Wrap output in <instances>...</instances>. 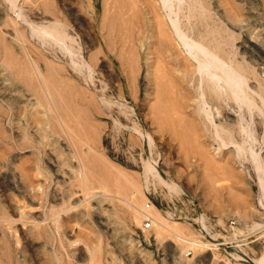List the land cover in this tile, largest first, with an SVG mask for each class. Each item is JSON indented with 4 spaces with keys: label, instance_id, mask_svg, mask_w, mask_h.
I'll use <instances>...</instances> for the list:
<instances>
[{
    "label": "rangeland",
    "instance_id": "rangeland-1",
    "mask_svg": "<svg viewBox=\"0 0 264 264\" xmlns=\"http://www.w3.org/2000/svg\"><path fill=\"white\" fill-rule=\"evenodd\" d=\"M148 1L153 10L144 18L134 0H0V94L8 98L0 96V108L6 107L0 116V264H259L264 258L258 182V171L264 179V0H200L206 17L232 35L224 60L242 74L241 88L253 101L248 111L225 94L210 100L228 145L222 147L204 119L196 117L190 130L174 107L156 111L154 75L162 60L155 22L166 12L161 0ZM5 47L12 56L22 51L15 65L29 82L41 90L38 70L43 84L58 91L59 119L50 135L38 131L32 91L17 100L20 88L14 90L1 59ZM173 47V53L182 49L177 42ZM189 96L193 117L198 90ZM240 143L246 150L237 153ZM99 151L140 190L109 171L99 173L91 163ZM83 161L91 165L84 190ZM145 163L153 174H145ZM161 180L178 186L172 190ZM139 207L138 222L132 208ZM157 213L190 242L153 224ZM193 239L209 245H193Z\"/></svg>",
    "mask_w": 264,
    "mask_h": 264
},
{
    "label": "bare ground",
    "instance_id": "bare-ground-1",
    "mask_svg": "<svg viewBox=\"0 0 264 264\" xmlns=\"http://www.w3.org/2000/svg\"><path fill=\"white\" fill-rule=\"evenodd\" d=\"M134 1L140 2V4H138V8H139L140 14L144 18H145L146 13L152 12L153 8H152L150 1H148V0H134ZM160 3H162L161 7L166 12V17L168 19V22H167L166 17H163V16L159 17V15H157L158 16V17H156L157 21L155 22L157 24V26H155V27H156V31H158V32L156 33L157 35H156L155 40H156V48L158 49L159 53L161 54L160 58L162 61H161V63L158 64V68L156 69V72L154 75L155 76L154 81H155V86H156V98L155 99H157V101H156L157 104H155L154 107L156 106V111L158 112V114H161V115L163 114L164 111L167 112L168 109H172V107H174V110L177 114V118L181 119V121L183 120V122H182L183 125L188 126L189 127L188 129H190V127H191V129L195 128L196 125L198 126V124L195 121L196 117H198L202 120L204 119L205 120L204 122L207 121L206 122L207 124L209 123L212 126V128L214 127L213 129L216 132L217 138H220V140H219L220 142H218L220 144L219 147L228 146L227 142L222 137L223 135L222 136L220 135V133H221L219 131L220 126L218 129L217 123L214 122L215 113L211 111V110H213V108H212L213 106L211 107V105L214 102H211L210 100H219L221 98L222 94H225L224 96H226L227 99L235 101L238 104L239 108L242 109V107H243V109H247L248 111L253 110L252 109V106H253L252 99L247 95V93H244L243 89L241 88V84H240L241 83V76L240 75H242V74H240L238 72V69L235 66H233L230 63L229 64L226 63V61L224 60L227 57L226 56L227 53L225 50H226L227 46H229V44L232 42V40H231L232 35L229 32H227V30L224 28L223 25L218 24L214 20H209L206 17L203 3H201L200 0H161ZM126 4L132 5L134 3H132V1H128V2H126ZM154 4H156V3H154ZM155 6H154V9H156V11H157V8H156L157 6L156 7ZM186 11H188V14H186ZM185 14H186V18H185L186 21L182 22L181 16L185 15ZM117 16L118 15H114L113 17L110 18V19H112L111 20L112 24L116 23V18L118 20ZM154 18H155V16H154ZM144 22H145V19H144ZM233 27L235 28L234 25H233ZM46 28H48V26ZM49 30H52V31L54 30V32L56 31L55 33H57L56 35L58 37H59V35L61 36V34L64 35L63 32H60L61 30H59V29L56 30V27H55V29H52V27H51ZM153 33H155V31ZM65 36H67V35H65ZM153 36H155V35L153 34ZM135 38H136V36H135ZM244 40H245V42H247V41L249 42V39H247V37ZM175 41L177 42V45L181 46L182 49H181V51L178 50L179 52L173 53L172 50L174 48L173 47L174 43L176 44ZM248 44L250 45V47H251V45L253 46V43H248ZM5 48H4V54L1 55L2 62H3V64H5V67L7 68L5 75L7 76V78L11 79V82L14 85V90L17 91V89L19 90V88H20L19 93H18L19 96L17 99L18 101H20L22 99H26V98L29 99L28 98L29 94L27 93L26 89L31 90L32 91L31 93L35 95V97H36V99H35V101H36V114L39 116L38 121H40V124H41L40 127L38 128V131L40 132L41 136H45V135L51 133L52 129L54 128V127H52V125L54 124L55 119H59L58 117H59L60 106H59V101L56 100V96H58V91L56 90L55 87H52V86H51L52 88L49 86L46 87L43 84L42 77L39 75L38 70H35L33 72H36L37 80L39 81V84L42 86L41 90L38 87H36L35 83H33L34 81L29 82L30 80H28L27 75L25 73L26 70L24 71V68L18 69V68H16V65H15V60H18L22 57V51H19L18 55L13 53L14 55L12 56L11 54L10 55L7 54L9 50L7 47H5ZM258 57L260 58V56H258ZM18 81H22L23 83H27L31 87V89L28 88V86L25 88V85L20 86V84H18ZM23 83H22V85H23ZM196 90H198V93H199V98L197 101L198 108L196 107L197 110L195 111V113H193L194 114L193 115L194 118H193L189 114L190 110L187 111V107H188L189 101H190L189 93H191V91H196ZM63 91H65V90H63ZM10 92L12 93L13 91H10ZM0 96H2V98L4 100H6V98H7L5 96V94H0ZM23 96H26V97H23ZM196 96H197V94H196ZM68 102H70V101L68 100ZM81 103H82V101H81ZM41 105L45 107L44 110L39 109L38 106H41ZM149 107H151V106H149ZM167 107H168V109H167ZM4 108H6V107H4ZM4 108H2V109L0 108V116L3 115V112H6V109H4ZM9 109H11V108H9ZM7 111H8V109H7ZM154 111H155V109H154ZM40 112H43V114H47L46 117L41 118ZM164 115H167V116L169 115V117L172 118L170 113L169 114L166 113ZM160 120L162 121V118ZM178 122H179V120H178ZM172 127H174V126L172 125ZM49 128H50V130H49ZM182 128H183L182 130L185 129V127H182ZM244 128H245L246 137L249 134H250L249 136H251L252 134H251L250 130L247 129L245 126H244ZM146 137H147V135H146ZM228 138H229V136H228ZM145 142H146V140H145ZM103 145H105V144H103ZM199 146L201 147V145H199ZM193 147H194V145H193ZM235 148L238 149L237 153H240L239 151H241V150H246L244 145H242L241 143L237 144V146ZM99 149L100 148L98 147L97 150H99ZM90 150H92V149H90ZM205 150H206V147H205ZM193 153H194V151H193ZM252 153H250V156H252ZM53 160L54 159L53 158L51 159V157L48 160L50 165H52V166H53ZM207 161H209V160L207 159ZM91 163H92V165L97 167V170L99 171V173L109 171V173H111L112 175H117L116 176L117 180L119 177H121L123 179L124 184H125V182H126V184H127V182H129L130 186H132L133 188H135L138 184L137 182H134V181L129 179L127 173L124 171L123 168L116 169L115 167H113V163H111V161L109 159L105 158L104 155H102L100 153V151L98 153H95V155L93 157V161ZM82 164H83V166H81V168L79 167L81 170H79L78 173L80 172L79 176L81 178L80 179L81 181H79V183H82V187L84 190V187L86 186V184L89 183V181L87 179H90V177H91L90 176L91 165L89 164V162L85 163V161H83ZM150 164L145 163V166H144L145 174L152 173L151 169L153 166ZM78 166H80V165H78ZM224 168H226V167H224ZM153 169H154V167H153ZM224 171H225V169H224ZM229 171L230 170H227V172H229ZM25 173L26 172H24V174ZM155 173H156V171H155ZM56 174H57V172H56ZM204 174L206 175V173H204ZM210 174H212V173H210ZM156 177H157V175H156ZM97 179H98V177H97ZM101 181H102V179H101ZM161 181L163 182L164 185L169 186L170 189L178 186V185L176 186V184L170 185V184L166 183L167 181H164V180H161ZM77 182H78V180H77ZM258 182L260 184L261 191L264 194V179L262 178L261 173L259 171H258ZM219 183H217V184H219ZM211 184H213V183L211 182ZM214 184H216V183H214ZM92 185H94V183ZM87 187L88 186H86V188ZM137 187L139 188L140 186H137ZM128 190H129V188H128ZM131 190H132V188H131ZM135 190H137V188ZM139 190H140V188H139ZM129 194H130V192H129ZM233 195H234V193H233ZM129 200L131 203V197L129 198ZM127 203H129V202L127 201ZM130 203H129V205H130ZM143 204L144 203H142L141 205L143 206ZM145 204H146V202H145ZM21 206H23V205H21ZM49 206L52 209L51 205H49ZM145 208L146 207H144V209ZM132 209H134V211L132 212L133 217H135L139 222L142 218L140 214H142L141 212L144 210H141L140 207L137 209H135V208H132ZM151 210H152V208H151ZM154 210H155V208H154ZM55 215L56 214H54V216ZM148 216H149V214H148ZM157 216H159V217L155 218L154 216H151L150 218H152L153 224L155 223L159 229H165L166 231L169 232V234H171L177 240L190 242L189 241V240H191L190 237L188 238L182 232L178 231L179 226L175 225L174 228L172 229L165 223V219L160 215V213H157ZM4 219H5V217H4ZM44 220H46V219H44ZM33 221L37 222L36 220H32V222ZM191 243L193 245L196 244V245H201V246L209 245V243H207L203 240H198V239H193L191 241ZM187 249H189V248H187ZM257 262L259 264L263 263L264 258L259 259Z\"/></svg>",
    "mask_w": 264,
    "mask_h": 264
},
{
    "label": "built area",
    "instance_id": "built-area-1",
    "mask_svg": "<svg viewBox=\"0 0 264 264\" xmlns=\"http://www.w3.org/2000/svg\"><path fill=\"white\" fill-rule=\"evenodd\" d=\"M150 206H151L150 204H147V205H146V207H150ZM145 220H146V224H147V225L149 224L148 222H151V221H149L150 219H147V218H146ZM231 222L234 223L235 220H233V221H231Z\"/></svg>",
    "mask_w": 264,
    "mask_h": 264
}]
</instances>
